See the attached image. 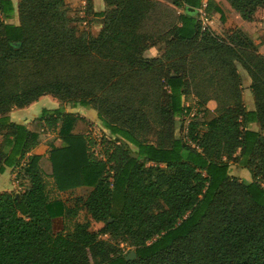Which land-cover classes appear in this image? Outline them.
I'll list each match as a JSON object with an SVG mask.
<instances>
[{
	"label": "trees",
	"instance_id": "obj_1",
	"mask_svg": "<svg viewBox=\"0 0 264 264\" xmlns=\"http://www.w3.org/2000/svg\"><path fill=\"white\" fill-rule=\"evenodd\" d=\"M226 1L247 21L264 8ZM171 2L182 12L152 33L156 0H104L92 34L65 0H0V173L19 167L26 182L0 193V264H264V54L238 27L219 35L202 26V0ZM213 3L205 13L221 12ZM152 46L161 54L145 57ZM189 94L198 113L209 99L217 104L212 118L191 122L193 144L174 134ZM44 95L94 108L112 140L95 152L86 119L61 107L28 125L10 119ZM39 143L46 155L31 153ZM230 162L252 180L231 175ZM45 178L59 192L90 188L87 220L55 232L53 219L74 211L50 201Z\"/></svg>",
	"mask_w": 264,
	"mask_h": 264
},
{
	"label": "crops",
	"instance_id": "obj_2",
	"mask_svg": "<svg viewBox=\"0 0 264 264\" xmlns=\"http://www.w3.org/2000/svg\"><path fill=\"white\" fill-rule=\"evenodd\" d=\"M13 4L16 6L17 0H12ZM67 3V8H69V13L73 14L78 12L80 16L84 15L87 0H65ZM206 0H202V5H205ZM213 4L216 5L221 14L219 15L217 11L213 10L210 13H206L204 17V25L210 27L216 34L224 35L229 29L238 27L242 29L257 46L260 53L264 54V8L257 9L255 16L252 20H244L241 18L238 12H236L226 0H213ZM91 15L97 22V31L101 26V17L97 16L105 8L104 0H89ZM198 16V15H197ZM222 16V18L220 17ZM199 18V16H198ZM12 22H17V15L15 14ZM145 57H155L161 54L159 46H152L147 48L143 52ZM238 71L242 81V100L247 110L254 109L253 96L249 89L250 79L246 72L239 66ZM45 96V95H44ZM42 96L32 102L31 104L22 107L15 108L9 112V117L12 121L16 123H21L28 125L30 121L37 117L43 108H56L57 106L47 107L40 101ZM40 101V103H38ZM191 102L194 103L195 99L191 96ZM217 104L213 99H209L203 106L202 114L200 115L202 121L209 120L215 115V108ZM66 112L76 113L86 119L93 118L95 111H89V108L85 107H75L65 109ZM97 116V115H96ZM97 118V117H96ZM98 120V119H97ZM250 128L255 130L258 129L257 124H248ZM200 127L204 129V124ZM51 134H54L53 132ZM60 141L57 139L55 145L59 146ZM49 147L43 143H39L32 150L31 153L46 155ZM19 171V167L6 168L2 173H0V193L1 192H11V191H21L26 185L25 181H22V185L19 184V179L16 178V174ZM247 171V170H246ZM248 173V172H247ZM235 176V175H234Z\"/></svg>",
	"mask_w": 264,
	"mask_h": 264
},
{
	"label": "rangeland",
	"instance_id": "obj_3",
	"mask_svg": "<svg viewBox=\"0 0 264 264\" xmlns=\"http://www.w3.org/2000/svg\"><path fill=\"white\" fill-rule=\"evenodd\" d=\"M158 4V11L157 15H155L149 22L150 24L148 26V31L155 33L160 31L161 29L166 28L167 26L171 25L176 21V14L182 12V9L177 8L174 6L171 2V0H156ZM69 9V8H68ZM69 12V10H68ZM71 14V13H70ZM220 15L221 12H218ZM74 18L79 17L80 15L78 12H74L73 14ZM199 16V15H198ZM222 18V16H220ZM84 21H78L77 24L80 26L83 30L91 32L92 34L97 33V22H95V19L91 14H88L87 16L83 15ZM102 19V17H101ZM40 101L44 104V106L52 107L57 106L61 107L62 109H68L71 108L69 104L61 103L56 98L52 97L51 95H45L42 96ZM40 101L38 103H40ZM183 104L185 106L191 107V94L187 95L184 98ZM89 108V111H95L96 110L92 107H85ZM13 108L12 110H14ZM97 113V112H96ZM93 115V118L86 119L88 124V134L91 139L96 141V145L94 147L95 152H100L102 145L101 140H109L113 138V136L110 135V133L103 127L101 122L97 120V114ZM202 113L196 112L195 116L192 118L190 117L188 128L189 129L191 122H201L202 118L200 115ZM197 119V120H196ZM205 120V119H204ZM185 119L181 115L179 118L175 121V131L174 134L176 137L182 138L183 140H186V133H185ZM229 173L231 175H235L239 180L242 181H250L252 180V177L249 173H247L246 169L240 167L237 164L229 163ZM46 186H47V192L50 201H61L63 205L66 208H69L70 210H73V215L68 214V216L64 217H57L53 219V230L55 232H62L66 230H70L75 222H83L87 220L88 215L85 212V209L82 206V200L87 195V193L90 191V188L85 187H79L72 190H68L65 192H59L55 190L52 179L51 178H45ZM102 226V223H91V229L94 231H97ZM102 238H107L106 235H101ZM127 251V248L123 250L125 253Z\"/></svg>",
	"mask_w": 264,
	"mask_h": 264
},
{
	"label": "built area",
	"instance_id": "obj_4",
	"mask_svg": "<svg viewBox=\"0 0 264 264\" xmlns=\"http://www.w3.org/2000/svg\"><path fill=\"white\" fill-rule=\"evenodd\" d=\"M198 15H199V18L198 19L200 20L202 26H205L203 21H204V17L206 15V13L204 11V6L203 5H202V7H200L198 9ZM185 107H186V109L184 110V113H183L182 116L185 119V126H186L185 133L187 134V132H188L187 128H188V124H189V120L188 119L190 117L192 118L193 116H195L196 110H197V105L195 103H192L190 108L188 106H185ZM185 141H187L188 143L193 144L192 142H190L189 140H187V136H186V140Z\"/></svg>",
	"mask_w": 264,
	"mask_h": 264
},
{
	"label": "water",
	"instance_id": "obj_5",
	"mask_svg": "<svg viewBox=\"0 0 264 264\" xmlns=\"http://www.w3.org/2000/svg\"><path fill=\"white\" fill-rule=\"evenodd\" d=\"M135 258V253L133 251H130L126 256H125V260L129 261Z\"/></svg>",
	"mask_w": 264,
	"mask_h": 264
}]
</instances>
